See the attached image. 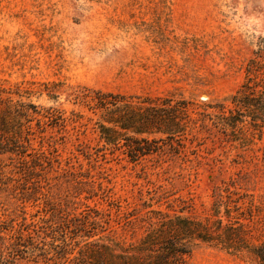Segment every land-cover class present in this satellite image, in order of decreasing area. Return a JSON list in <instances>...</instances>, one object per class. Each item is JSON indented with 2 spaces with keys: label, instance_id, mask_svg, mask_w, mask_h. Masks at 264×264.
<instances>
[{
  "label": "rangeland",
  "instance_id": "374dc122",
  "mask_svg": "<svg viewBox=\"0 0 264 264\" xmlns=\"http://www.w3.org/2000/svg\"><path fill=\"white\" fill-rule=\"evenodd\" d=\"M252 58L264 63V0H0V87L31 90L3 93L31 120L21 152L0 154L7 257L144 264L146 235L165 239L183 220L215 229L222 219L237 242L264 243L263 132L227 141L191 112L182 139L131 161L103 145L98 115L75 97L102 90L202 110L228 102ZM17 241L29 249L14 255ZM186 247L184 264H257L249 248Z\"/></svg>",
  "mask_w": 264,
  "mask_h": 264
},
{
  "label": "trees",
  "instance_id": "16d2710c",
  "mask_svg": "<svg viewBox=\"0 0 264 264\" xmlns=\"http://www.w3.org/2000/svg\"><path fill=\"white\" fill-rule=\"evenodd\" d=\"M29 91L30 88L22 86L16 90L0 87V154L21 152L28 141L24 131L28 132L30 124L27 123L31 122L23 102L3 93L22 97L23 93ZM47 91V95L53 97L50 90ZM75 97L98 115L97 131L103 145L111 151L122 150L131 161L160 153L162 143L167 140L182 139L191 112L195 113L193 120L201 121L204 125L209 122L227 141L249 139L257 132L264 133V63L256 58L248 62L245 79L228 102L209 101L204 103L202 110L194 109V102L186 99L148 97L135 100L102 90H89ZM169 230H173L171 235L161 240H157L152 233L146 235L142 245L152 256L144 264H184V256L189 253L186 247L189 238L238 252L249 248L257 264H264V243L249 246L237 242L235 236L239 238L240 235L232 225L224 224L222 219H219L215 229L199 222L183 220L174 228L169 225ZM3 247H0V264H16L7 257V253H11L7 251L8 246ZM11 248L17 252L14 255L22 249H29L18 241Z\"/></svg>",
  "mask_w": 264,
  "mask_h": 264
}]
</instances>
